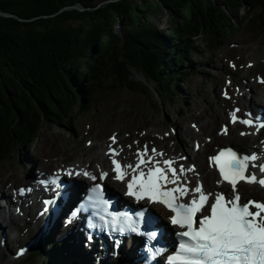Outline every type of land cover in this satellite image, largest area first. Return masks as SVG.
<instances>
[{"label": "trees", "instance_id": "16d2710c", "mask_svg": "<svg viewBox=\"0 0 264 264\" xmlns=\"http://www.w3.org/2000/svg\"><path fill=\"white\" fill-rule=\"evenodd\" d=\"M141 2L0 0L19 18L0 16V156L37 144L48 123L74 121L108 82L147 94L140 74L171 100L201 66L199 38L214 50L242 23L261 27L264 15V0ZM75 4L83 10L67 9ZM143 6L167 10L172 24L158 28Z\"/></svg>", "mask_w": 264, "mask_h": 264}, {"label": "rangeland", "instance_id": "374dc122", "mask_svg": "<svg viewBox=\"0 0 264 264\" xmlns=\"http://www.w3.org/2000/svg\"><path fill=\"white\" fill-rule=\"evenodd\" d=\"M136 1L143 5L142 0ZM156 1L159 0H150L152 3ZM95 2L100 6L103 4V0ZM142 8L158 28L167 30L172 24L167 10L162 8L148 11L144 6ZM247 10L249 8L243 9L242 15H245ZM260 10L254 11L252 15L260 14ZM260 23L261 27L250 22L240 24L216 50L207 49L205 41L199 38L195 43L198 51L193 62L202 65L192 71L186 85L182 86L171 100L157 95L151 86L148 93L144 94L108 82L96 94L92 105L87 104L84 111H78L74 121L64 124L48 123L37 144L17 148L15 152L0 156V180L17 179L18 184L24 183L27 174L23 173L17 178L13 174L19 169L25 170L29 157L40 158L42 165L45 164V159L57 158L49 170L53 169L56 163L73 164L81 159L89 161L92 154L100 152V145L113 135L126 143V148L129 144L142 142L164 146L178 139L182 142L185 135L187 144L182 143L189 149L191 148L188 146L193 145V139L199 138L192 130L194 126L198 127L196 132L201 128L199 125H203L205 135H215L219 125L227 119L220 117L221 115L216 119L215 112L222 109L223 101L226 102L222 93L228 83H233L234 89H241L240 82L252 87L257 85L256 76L264 77V15L261 16ZM188 66L189 64H186V69ZM134 79L145 83L140 74H134ZM237 81L239 85L235 84ZM226 140L222 138L220 143L224 145ZM90 142L93 144L89 147ZM200 154L205 157L202 152ZM253 190L256 192L253 197L264 200L263 190L256 187ZM7 221L1 225H4L5 230L12 231V234H7L11 242H24L25 229L20 226L19 221L16 220L19 226L13 224L17 228L11 225L10 230L9 220ZM5 236V233L0 236V244L7 240ZM11 242L7 243L5 250V244L2 245L0 264H42L47 257L50 258L55 253L50 247H44L45 258L41 257L43 251L37 250L27 258L13 261L18 245Z\"/></svg>", "mask_w": 264, "mask_h": 264}, {"label": "snow or ice", "instance_id": "6c2138e0", "mask_svg": "<svg viewBox=\"0 0 264 264\" xmlns=\"http://www.w3.org/2000/svg\"><path fill=\"white\" fill-rule=\"evenodd\" d=\"M225 95L227 96V92ZM239 111L235 109L231 113V123L239 122L254 126L255 122L252 119H241L237 115ZM260 127H264V123H261ZM228 131V126L225 125L222 134H227ZM110 139L112 144L117 142L115 135ZM107 154L115 157L120 152L109 145ZM136 155L135 165H125L113 158V171L117 180L124 181L126 177H130L127 180L129 196L137 200L148 198L161 203L173 213L171 224L181 231L176 234L179 237L178 247L167 256V264H264V201L242 200L238 190L241 183L264 188V175L258 176L255 171L250 170V166L252 168L258 166L260 173L264 174V163L259 165L254 163L260 159L259 157L241 156L232 148H224L217 155L209 157L210 163L214 162L218 166L220 179L216 181L217 185L227 183L231 186L230 192L226 194L223 191H205L201 182L190 187L187 173H194L195 166L185 168L181 164L177 168L174 165L178 160H158L156 157H163L165 153L155 147L149 154L148 146L145 145ZM72 174L69 172V175ZM83 175L90 176L94 181L97 179L88 171H84ZM107 176L108 172H101L99 179L104 180ZM18 191L23 193L25 190ZM89 202L91 206L108 205L101 184H96L92 189ZM76 214L73 213L74 216ZM108 216L110 219L103 216L100 219L103 225L113 231L120 234L129 230L138 231L137 221L133 220V217L115 213H108ZM143 217L144 213H139L138 220L142 221ZM147 235L150 240H154L157 232L153 231ZM165 251L167 249L147 248L150 258Z\"/></svg>", "mask_w": 264, "mask_h": 264}, {"label": "bare ground", "instance_id": "6f19581e", "mask_svg": "<svg viewBox=\"0 0 264 264\" xmlns=\"http://www.w3.org/2000/svg\"><path fill=\"white\" fill-rule=\"evenodd\" d=\"M241 101H242L241 94L239 92H233V104L238 107L241 104ZM221 106H222V109H220L219 112H215L216 119H219L220 115H221L220 117L225 116L226 113H227L225 111V109L228 108L227 103L222 102ZM253 108H255V105H253L248 110V112H250ZM246 139L248 141L250 140L249 138H246ZM246 139H245V141H242V142H244V143L248 142ZM215 141H218V139L215 138ZM227 143L228 144L229 143L230 144H233V143L235 144L236 141L235 140L233 141V139H231V137H229V140H227ZM109 144H110V142L105 143L104 145H102V148H104V146H108ZM189 147L192 149L194 147V145H190ZM163 148L165 149V151L169 155L177 157V158H178L179 155L181 156V153H185V152L187 153L188 152V150L185 149V147L181 144V142H179V140L176 141V142H173L172 144H169V145H167V146H165ZM204 149L205 150L207 149L206 145H204ZM238 149H242V148L239 147ZM237 153L239 155H241V156L243 155V153L239 152L238 150H237ZM47 154H48V152H47ZM122 155H123V158L126 161H129L130 159L134 158V156L127 150H124ZM99 158H101L104 161L105 160L104 153L92 155V161L95 160V159H99ZM201 159L202 158H201L200 154H194L192 156V160L197 162L198 165H199V170L196 173H198V172L201 173L202 180H204L206 185L209 188H211L208 185V182H209V180L214 179L213 178V172L210 171V170H206L204 168V166L201 163ZM41 161L42 160L40 158L35 157V159H33V158L29 157L28 158V162L26 161L27 166L25 167V170L19 169L18 171H16L13 174V176L15 178H17V177H19V175H21L23 173H27L28 175H31L33 177L37 176V172L38 171L42 170V168H47L48 167V165L52 161V157H50V159H45V164H43V165L41 164ZM81 168L92 169L90 164L88 165L87 163H85L84 165L79 164L78 167L75 168V169L79 170ZM17 184H18V182L15 179L13 181H10L9 179L8 180L7 179L0 180V196H1L0 197V201L1 200H5L10 205H12L13 202L11 200V197L13 196V190L17 186ZM249 187H251V186H249ZM254 193H256L255 190H252L250 188H248L247 190H245L243 192L244 196H250V197H252ZM11 209L12 208H6L4 210L0 206V211H1V214H0L1 215V217H0V229H1L0 230V236L4 235V233H5L6 234L5 237H7V240L0 244V250H1L2 245H4V244H5V246H4V250H5L7 248V243L11 242V240L9 238V235H7V234H12L11 233L12 231L5 230L4 229V225H1V224H5V222H8L7 220H9L8 227L13 225V224H16V225L19 226V224H20V226L23 229H25V236H24L25 240L27 238L31 239V238H37L38 237V242L36 244H34V245H31L29 249L30 250H38L40 252L43 251L42 255L45 258L46 257V253L43 250L44 246H45V243L49 242V241H52L54 244L57 243V241L61 237V231H60L59 227L57 225H55V224L52 227L51 226L49 227V225L47 223L45 228H44V231H42L38 226L42 223L43 220L40 219L39 222H37V224H35L36 212L34 213L33 212L34 210L29 209L28 207L26 208V212L27 211L29 212V217L32 218V222H33V223H29V221H25L24 217H21V218L16 217ZM16 220L19 221V224L16 223ZM13 227L17 228L14 225H13ZM2 230H4V232H2ZM9 230H10V227H9ZM68 242L70 244V245H68L69 246V251L72 250V252L69 253V251H68V253H66V252L63 253V252H59L58 250H54L55 253L52 251L54 254L51 255L50 258L47 257L46 260H44L43 264H91V263L96 264L95 256H93L91 253H87L84 250H82L81 244H80V243H82V237L80 235H78V240H77L76 243L73 240H71V239H69ZM11 243L15 244V245H18V246H21L23 243H25V241L21 242L20 240H17L16 242H11ZM16 243H18V244H16ZM24 258H27V257H24ZM100 264H112V262L111 261H104V260L101 259L100 260Z\"/></svg>", "mask_w": 264, "mask_h": 264}, {"label": "water", "instance_id": "95a60500", "mask_svg": "<svg viewBox=\"0 0 264 264\" xmlns=\"http://www.w3.org/2000/svg\"><path fill=\"white\" fill-rule=\"evenodd\" d=\"M67 9L83 10V7L80 4H75V5L69 6ZM0 16H2V17H14V18L19 19L17 16H15L13 14H8L5 12H2L1 10H0Z\"/></svg>", "mask_w": 264, "mask_h": 264}]
</instances>
